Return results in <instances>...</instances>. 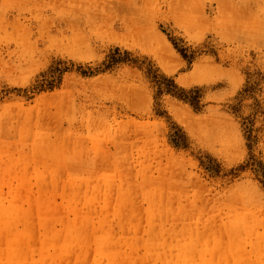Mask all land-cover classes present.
<instances>
[{"label":"rangeland","instance_id":"obj_1","mask_svg":"<svg viewBox=\"0 0 264 264\" xmlns=\"http://www.w3.org/2000/svg\"><path fill=\"white\" fill-rule=\"evenodd\" d=\"M85 202L132 236L203 206L264 264V0H0V264L80 263Z\"/></svg>","mask_w":264,"mask_h":264},{"label":"crops","instance_id":"obj_2","mask_svg":"<svg viewBox=\"0 0 264 264\" xmlns=\"http://www.w3.org/2000/svg\"><path fill=\"white\" fill-rule=\"evenodd\" d=\"M103 208L85 202L72 215V235L68 236L72 238V245L77 246L78 264H221L222 260L232 258L220 250L231 240L226 234V224L215 221L219 225L218 231L210 235L200 216L203 206L191 209L190 214L183 216L188 222L181 220V216L179 221H169L163 235H157V228L163 225L152 221L148 231L138 236L125 235L123 206H116L109 215L101 214L105 212ZM217 210L215 207L212 213ZM185 212L186 207L182 204L180 213ZM128 240L143 244L144 251L125 252L123 246ZM205 243H211L209 249L213 251H204ZM251 254L241 259L251 258Z\"/></svg>","mask_w":264,"mask_h":264}]
</instances>
